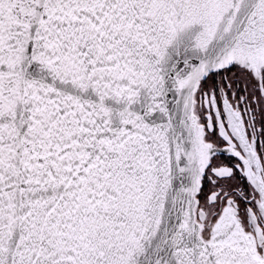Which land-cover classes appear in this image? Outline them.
Wrapping results in <instances>:
<instances>
[{
    "label": "snow or ice",
    "instance_id": "6c2138e0",
    "mask_svg": "<svg viewBox=\"0 0 264 264\" xmlns=\"http://www.w3.org/2000/svg\"><path fill=\"white\" fill-rule=\"evenodd\" d=\"M0 264H264V0H0Z\"/></svg>",
    "mask_w": 264,
    "mask_h": 264
}]
</instances>
